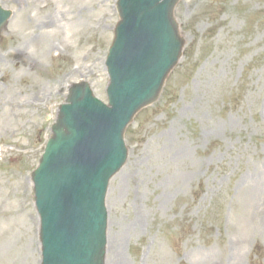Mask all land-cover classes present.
<instances>
[{
  "label": "rangeland",
  "instance_id": "rangeland-1",
  "mask_svg": "<svg viewBox=\"0 0 264 264\" xmlns=\"http://www.w3.org/2000/svg\"><path fill=\"white\" fill-rule=\"evenodd\" d=\"M115 1L0 0V264H39L30 174L70 83L106 101ZM174 14L184 46L124 133L104 264H264V0Z\"/></svg>",
  "mask_w": 264,
  "mask_h": 264
},
{
  "label": "water",
  "instance_id": "water-1",
  "mask_svg": "<svg viewBox=\"0 0 264 264\" xmlns=\"http://www.w3.org/2000/svg\"><path fill=\"white\" fill-rule=\"evenodd\" d=\"M177 1H117L120 20L106 60L109 106L86 83L70 88L31 174L41 264H103L107 184L126 158L125 126L157 98L180 56L183 40L172 16ZM9 14L0 9V28Z\"/></svg>",
  "mask_w": 264,
  "mask_h": 264
},
{
  "label": "bare ground",
  "instance_id": "bare-ground-1",
  "mask_svg": "<svg viewBox=\"0 0 264 264\" xmlns=\"http://www.w3.org/2000/svg\"><path fill=\"white\" fill-rule=\"evenodd\" d=\"M50 23V22H49ZM47 25V24H46ZM17 50H20V48H18ZM30 67H31V65H30Z\"/></svg>",
  "mask_w": 264,
  "mask_h": 264
}]
</instances>
